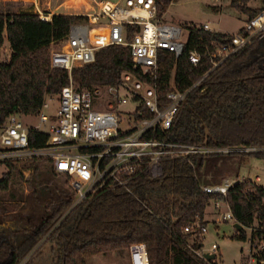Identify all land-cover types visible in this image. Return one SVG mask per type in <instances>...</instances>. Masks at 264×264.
<instances>
[{
    "label": "trees",
    "instance_id": "1",
    "mask_svg": "<svg viewBox=\"0 0 264 264\" xmlns=\"http://www.w3.org/2000/svg\"><path fill=\"white\" fill-rule=\"evenodd\" d=\"M171 1L156 0L158 16L163 17ZM249 1L231 0V4L252 18L264 7L249 6ZM22 3L0 0V125L13 112L37 114L48 95L70 82L68 70L51 66L53 44L69 32L72 23L87 19L85 15L65 14V32L54 37L53 22L37 12L17 8ZM184 27L189 36L183 53L177 58L171 51L160 52L163 94L172 89L173 75L178 88L185 89L211 67L207 56L194 65L189 59L191 50L202 53L231 41L233 36L205 28L203 23L185 22ZM6 44L8 58L3 57ZM125 72L144 78L133 67L130 48L112 44L98 49L94 61L75 66L72 77L78 89H93L118 84ZM170 133L172 140L184 143L264 148V40L230 55L215 68L202 86L190 93ZM47 139L46 132L29 129L32 147L46 145ZM245 154L264 159V149L196 154L190 159L165 157L164 174L132 180L134 193L105 186L78 204L74 185L56 178L59 172L50 159L27 160L24 169L31 170L28 177L17 161H5L7 168L0 177V264H19L42 240L25 264H34L35 253L47 241L54 243L55 264H87L92 255L124 253L136 241L146 242L151 264H210L193 250L201 248L203 238L185 231V226L197 214L204 217L214 199H225L243 225L235 228L232 238L248 240L247 227L256 215L261 217L257 234L264 236L263 185L247 178L239 179L225 195L203 189L205 184L222 183L224 172ZM16 173L26 182L27 192L16 187ZM27 206L32 207L25 211ZM8 212L13 213L6 216ZM20 237L30 240L25 252L20 249ZM190 239L194 242L191 246ZM257 257L264 259V248Z\"/></svg>",
    "mask_w": 264,
    "mask_h": 264
},
{
    "label": "built area",
    "instance_id": "2",
    "mask_svg": "<svg viewBox=\"0 0 264 264\" xmlns=\"http://www.w3.org/2000/svg\"><path fill=\"white\" fill-rule=\"evenodd\" d=\"M96 1L95 10L78 13L87 19L72 23L69 32L53 44L51 66L66 69L70 75V82L51 95V99L56 98L54 110L47 112L50 102L46 98L39 112L34 114L38 115L39 123L30 125L21 119L32 114L13 112L0 125V164L33 157L50 159L57 172L72 178L77 192L75 204H78L105 186L111 189L123 187L134 193L132 180L164 174L162 159L165 157L190 159L196 154L264 149L206 142L184 143L170 138L171 128L190 93L202 86L207 76L230 55L264 40V9L248 18L241 29L233 33L231 41L214 49L206 48L202 53L191 50L189 59L194 65L207 56L211 67L185 89L178 88L173 75L172 89L163 94L159 84L160 52L171 51L178 58L184 51L189 29L158 16L156 0ZM41 17L45 18L43 14ZM203 25L212 29L209 23ZM112 44L130 48L133 67L144 78L125 72L118 84L78 89L72 69L94 61L98 49ZM31 127L47 133L46 145H30ZM237 181L224 177L222 183L205 184L203 189L225 195ZM223 206L226 207L224 210ZM213 208L219 213L217 220L232 221L236 228L237 220L225 199H214ZM204 220L205 217L197 214L185 226V231L204 235L208 231ZM260 224L261 217L256 215L253 224L247 227L250 233L249 256L244 259L247 264H264V259L257 257L264 242L258 249L255 243L256 239L264 237L257 234ZM192 243L190 239L189 245ZM218 248L219 245L213 242L208 249L202 245L193 250L210 260V264H218L219 256L215 252ZM207 252L216 255L209 259L205 256ZM128 254L129 264H151L145 241L131 243ZM26 260L23 258L19 264H25Z\"/></svg>",
    "mask_w": 264,
    "mask_h": 264
},
{
    "label": "rangeland",
    "instance_id": "3",
    "mask_svg": "<svg viewBox=\"0 0 264 264\" xmlns=\"http://www.w3.org/2000/svg\"><path fill=\"white\" fill-rule=\"evenodd\" d=\"M248 4L252 7H264V0H250ZM96 7V0H23V3L17 6V8L24 11H34L40 15L43 14L45 19L51 20L53 22L54 37L65 32L67 20L64 17L65 14H78L86 11H93ZM162 19L178 23L182 26H184L185 22L191 21L196 23H209L212 29L235 33L245 24L248 19V14L233 6L231 0H172ZM9 55V44H6L3 57L8 58ZM47 100L50 102V107L47 109V112H51L56 106V98L51 99V95H48ZM21 119L30 125L39 123L38 115L36 116L34 114L24 115ZM17 163L20 168L24 169L28 161L19 160ZM6 168L5 166H0V177H2L3 170L5 171ZM23 171L26 177H28L29 172H31V170L27 168ZM15 175L17 178L16 187L20 191L23 189L24 192H27L28 187L26 182L20 180L19 174L16 173ZM223 175V177H229L231 180L239 179V177H241L240 179L242 180L250 178L264 186V159L251 154L242 155L238 163L230 169H227ZM56 178L66 182L67 185H73L72 178L65 174L59 173ZM5 195L7 197L8 193H5ZM19 207H17V209H19ZM30 207L32 206L25 207V211ZM212 209L213 201L207 206L209 221L206 223L208 231L201 236L203 238V247L208 249L213 242L219 245V248L215 251L219 256L218 264H247L244 262V259L246 256H249L247 255L250 247L249 241L232 238L231 234L235 230L233 222L217 220L220 217L219 213L215 212V210L212 211ZM224 209L225 207L223 206V210ZM13 212H8L6 216L11 215ZM42 242L44 241L42 240L33 247L26 254L24 259H29ZM263 242L264 237L256 239L255 243L258 244L256 249H258ZM19 244L21 251L25 252L29 247L30 240L28 237H20ZM55 255L54 243L52 241H47L35 253L33 263L55 264ZM87 264H129V260L127 251L124 253L114 251L106 254L99 253L92 255L87 258Z\"/></svg>",
    "mask_w": 264,
    "mask_h": 264
},
{
    "label": "water",
    "instance_id": "4",
    "mask_svg": "<svg viewBox=\"0 0 264 264\" xmlns=\"http://www.w3.org/2000/svg\"><path fill=\"white\" fill-rule=\"evenodd\" d=\"M235 226H236V228H242L243 227V225L238 221L235 223ZM215 255H216V253H208V252L205 253V256L209 259L215 257Z\"/></svg>",
    "mask_w": 264,
    "mask_h": 264
},
{
    "label": "crops",
    "instance_id": "5",
    "mask_svg": "<svg viewBox=\"0 0 264 264\" xmlns=\"http://www.w3.org/2000/svg\"><path fill=\"white\" fill-rule=\"evenodd\" d=\"M76 1H78V0H76ZM0 166H5L3 163H1L0 164ZM6 167V166H5ZM4 171V170H3ZM241 177H239V179H240ZM239 179H236V180H239ZM253 180V179H252ZM255 181V180H254ZM257 182V181H256ZM258 183V182H257ZM225 207V206H224ZM226 208V207H225ZM213 210H215L214 208L212 209V211ZM204 217H205V220L206 221H209V217H208V212H207V210H206V214L204 215ZM127 256H128V260H129V254H128V251H127Z\"/></svg>",
    "mask_w": 264,
    "mask_h": 264
}]
</instances>
